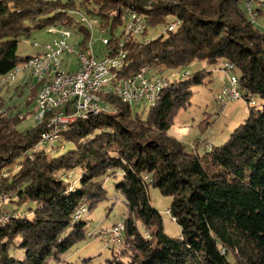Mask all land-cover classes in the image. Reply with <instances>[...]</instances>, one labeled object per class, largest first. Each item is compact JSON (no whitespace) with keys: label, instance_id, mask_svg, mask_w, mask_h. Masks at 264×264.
Instances as JSON below:
<instances>
[{"label":"trees","instance_id":"trees-1","mask_svg":"<svg viewBox=\"0 0 264 264\" xmlns=\"http://www.w3.org/2000/svg\"><path fill=\"white\" fill-rule=\"evenodd\" d=\"M244 2L0 0V76L31 57L21 56L19 46L38 30L72 29L87 48L92 34L75 11L99 18L97 32L103 31L110 44L100 43L98 55L124 49L118 78L143 68L163 75L176 71L146 115L115 94L101 93L108 110L78 118L52 145H41L49 119L19 130L26 115L11 114L0 94V193L17 197L0 207V214L9 215L0 226V264L62 260L87 237L83 215L108 199L109 176L119 177L115 186L126 215L120 220L122 240L108 246L112 256L105 264H264V30L247 16ZM132 14L145 18L147 30L140 36L124 29L118 33ZM170 16L178 21L173 30ZM259 17L264 19L261 10ZM160 25L168 35L147 39ZM225 61L235 66L249 115L225 143L199 154L168 130L191 104L193 87ZM195 62L212 70H185L189 74L179 72L178 78L180 69ZM65 143L75 148L49 157ZM79 166L84 169L79 187L58 174ZM150 187L171 196L169 214L181 228L179 236L166 234ZM24 204L26 211H19ZM15 248L23 249V258L12 255ZM92 262L90 257L79 264Z\"/></svg>","mask_w":264,"mask_h":264},{"label":"built area","instance_id":"built-area-1","mask_svg":"<svg viewBox=\"0 0 264 264\" xmlns=\"http://www.w3.org/2000/svg\"><path fill=\"white\" fill-rule=\"evenodd\" d=\"M245 8L247 16L254 23L259 17V10L263 11L264 0H246ZM81 22L85 24L92 38L87 48L83 49L81 40L74 46L68 43L73 30L62 26H52L46 29L52 39L45 42H34V46L40 48L38 53L24 62L17 64L7 74L1 76L2 84H10L20 72L27 73V80L38 85L36 97L37 121L49 119L47 131L43 133L41 145H52L57 142L65 128L80 117H86L90 113H98L108 110L101 102V93L117 95L123 102L132 107H138L142 102L156 104L161 92L169 84V77L163 74L152 73L147 68L127 78H118L115 70L122 66L126 56L122 48L119 53L110 55H98L93 40L96 34L99 18L89 16L83 12L75 11ZM178 24L177 19L170 23L168 29L173 30ZM264 29V25H262ZM147 28L143 16L132 14L125 25V34L135 36L142 35ZM100 40L103 46L110 44L108 36L100 32ZM125 41L121 40L124 46ZM74 55L75 69H70L68 55ZM235 66L229 62H223L218 71L228 75L218 92V102L226 105L228 102L242 98L243 92L239 89L238 75L234 72ZM187 76L189 72L183 73ZM256 99L251 101L254 104ZM50 116L47 118V114ZM86 208L82 209V212ZM169 212V210H168ZM81 212H78V217ZM8 214H0V226L7 223ZM125 230L124 222L118 221L112 227H107L98 233L106 246L120 243Z\"/></svg>","mask_w":264,"mask_h":264},{"label":"rangeland","instance_id":"rangeland-1","mask_svg":"<svg viewBox=\"0 0 264 264\" xmlns=\"http://www.w3.org/2000/svg\"><path fill=\"white\" fill-rule=\"evenodd\" d=\"M129 19L130 17L127 18V20ZM169 19L170 21H174L175 17L170 16ZM255 23L263 29L262 25H264V19H260L259 17ZM124 28L125 25L120 27L118 33L122 32ZM166 28L164 25H160L157 28L150 29L147 39H154L160 34L168 35ZM99 34L100 33L97 32L94 35L93 44L96 49L100 47L99 45L101 43ZM71 36L72 37L68 39V43L71 46H74L82 39V36L75 32H73ZM50 39H52V36L49 35L46 30L35 31L30 38L21 42L19 54L24 57L34 56L38 53L40 48L34 46L33 43L36 41L42 43ZM68 57H70V59L72 58V61H76L74 55L70 54ZM219 67L220 65L214 68L213 73L205 74L203 83L196 84L193 87L191 104L187 108L181 109L180 112L176 114L173 124L168 130L169 135L175 136L184 142L189 150L198 152L199 154H203L204 151L209 150L212 145H221L225 143L234 129L243 123L249 115V107L244 98L230 101L226 105H222L218 102L217 98H215L228 77L227 74L218 71ZM202 68L212 70V67L206 62H195L187 68L180 69L177 76L179 78V76H181L179 72L183 74L185 70H190L192 72ZM174 72L176 71L168 70L164 74L166 76H172ZM27 78L26 72H20L13 82L9 85H3L0 76V94L5 98V106L12 108L11 114L13 115H26V120L20 124L19 130L30 128L37 122L35 117L37 114L36 97L38 85L36 86L35 83L28 82ZM35 87H37L36 91ZM105 106L108 107L107 105ZM150 107V102H142L138 107H135V111L146 115ZM104 111L106 110L104 109ZM65 144L64 149L56 147L54 150L52 149L49 151V157H57L65 151L75 148V144L73 143ZM83 171L84 169L79 166L76 167L75 170L73 169L69 172L61 171L58 174L68 181L69 184L75 183L74 185L79 187L80 177ZM117 181H119V177H107L105 180V188L108 191V199L99 204L96 208L84 213L82 221L87 222V237L71 248L67 254L62 256V260L57 261L53 259L49 264H79L83 259L90 257H93L92 264H105V260L112 256L109 247L97 236L102 228L110 225L112 222L123 220L126 215V204L115 186ZM149 194L151 197V204L162 213L166 234L178 236L180 226L175 220H172V216L167 212V207L172 201L171 196L163 195L157 188L153 187L149 188ZM12 200L16 201L17 197L12 198L9 195L0 193L1 208L5 205L8 206L12 203ZM26 209L27 204H24L19 208V211L25 212ZM89 233H91L92 236H89ZM11 253L15 257L23 258L25 252L23 249L15 248L11 250Z\"/></svg>","mask_w":264,"mask_h":264},{"label":"crops","instance_id":"crops-1","mask_svg":"<svg viewBox=\"0 0 264 264\" xmlns=\"http://www.w3.org/2000/svg\"><path fill=\"white\" fill-rule=\"evenodd\" d=\"M67 62H68V65H69V68L72 70V69H75L76 68V65H75V63H74V61H72V58L70 59V58H68L67 59ZM170 205H171V203H170ZM170 205L167 207V212H168V210H169V207H170ZM107 211V210H106ZM169 213V212H168ZM173 220V219H172ZM117 221H115V222H112L110 225H107L106 227H109V226H111V225H113V224H115ZM181 228H179V235H180V233H181V230H180ZM178 235V236H179Z\"/></svg>","mask_w":264,"mask_h":264}]
</instances>
